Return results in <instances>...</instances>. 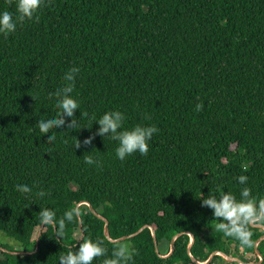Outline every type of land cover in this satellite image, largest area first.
I'll list each match as a JSON object with an SVG mask.
<instances>
[{
  "label": "trees",
  "instance_id": "trees-1",
  "mask_svg": "<svg viewBox=\"0 0 264 264\" xmlns=\"http://www.w3.org/2000/svg\"><path fill=\"white\" fill-rule=\"evenodd\" d=\"M2 11L15 12V0H0ZM38 17L0 35V235L16 243L0 246L35 251L41 207L59 220L87 201L109 220L112 239L155 229L160 253L150 227L122 241L136 250L131 264H197L187 232L200 262L217 251L261 261L241 255L239 241L216 230L199 198L230 191L239 199L243 187L264 198V0H44ZM73 66L81 69L72 93L76 117L93 127L55 129L49 144L35 125L58 111L54 93ZM110 110L125 113L126 128L158 127L147 155L120 161L117 142L100 136L75 149L76 138L97 131L92 117ZM84 155L100 166L86 165ZM17 183L33 193L21 195ZM41 189L49 193L43 199ZM79 208L63 238L47 225L37 254L0 250V264H59L84 238L110 240L106 222L89 205ZM250 230L255 243L243 250L256 256L264 229ZM180 233L173 254L163 257ZM114 244L94 264L113 258ZM259 250L264 264V240ZM220 261L240 264L222 255L208 264Z\"/></svg>",
  "mask_w": 264,
  "mask_h": 264
},
{
  "label": "clouds",
  "instance_id": "clouds-1",
  "mask_svg": "<svg viewBox=\"0 0 264 264\" xmlns=\"http://www.w3.org/2000/svg\"><path fill=\"white\" fill-rule=\"evenodd\" d=\"M43 3L44 0H15V12H0V35L8 36L15 33L18 25L26 20H38V12ZM80 71V67L73 66L64 73L63 80L65 83L58 87L54 93L56 97L55 107L58 111L55 115L39 119L35 125L40 133L47 135L49 144L56 141L55 129L65 126L69 130L91 129L93 127H82L81 119L78 120L76 117V111L80 110V103L72 93L75 91L76 80ZM52 95L50 94V98ZM33 98L36 100L35 97ZM203 107L202 103L197 104L196 111H201ZM82 114L83 116L85 115L83 112ZM68 118L71 119L69 120ZM92 119L95 120V124L99 125L97 131L85 138L83 142L76 138L75 149H79L82 144L84 146L91 145L96 136L104 139L107 137L117 142L118 146L115 149V156L120 161H124L127 157L137 152L142 156L147 155L150 150L149 142L154 134L159 132L158 127L155 125L136 124L131 128H126L127 117L120 110H110L103 113L98 119L95 116ZM145 119H151V117L146 116ZM49 133L51 134L49 135ZM83 162L86 165L96 167L101 164L100 160L92 155H84ZM247 180V176L241 175L238 177L240 185H246ZM33 183L38 182L34 181ZM15 190L23 196L31 195L34 191L29 184L20 183L15 185ZM36 195L43 199L49 193L41 189L36 192ZM199 199L201 200V207L212 210V215L217 221L215 225L217 231L222 232L225 237H231L239 241L242 249L253 247L255 242L252 239L253 233L250 227L264 222V198L258 199L252 195L250 187H243L239 199L230 191L219 194V196L213 191L206 196L202 193ZM80 216V208L76 205L65 211L63 217L59 220L56 219V212L51 208L41 207L39 212L42 225L55 227L57 236L61 238H63L62 234L66 222H72L74 218H79ZM107 243H112V241L84 238L79 243L78 248L74 245L66 254L59 256V264H94L97 258L106 256L108 252ZM135 254L136 250L131 244L116 243L113 246V258L103 259L102 264H131Z\"/></svg>",
  "mask_w": 264,
  "mask_h": 264
},
{
  "label": "water",
  "instance_id": "water-1",
  "mask_svg": "<svg viewBox=\"0 0 264 264\" xmlns=\"http://www.w3.org/2000/svg\"><path fill=\"white\" fill-rule=\"evenodd\" d=\"M81 204H87L91 207V210L93 211V213L95 215H97L99 218L103 219L105 222H106V227H105V235L112 241V242H115V243H120L122 241H125V240H129V239H132L136 236H138L139 234H141L146 228L150 227L151 230H152V233H153V236H154V239H155V244H156V250L158 253L159 252V248H158V239H157V233L155 231V229H153L151 226H144L143 228H141L139 231L133 233V234H130L128 236H124V237H121V238H118V239H112L110 237V222L107 218H105L104 216H102L101 214H99L97 212V210L87 201H85L84 203H81ZM78 205V207H80V205ZM254 226H259V227H262L264 229V225L263 224H254ZM45 226L42 225L41 228H40V231H39V234H38V247L35 251H20V252H16V251H11L3 246H0V250L3 251V252H8V253H11V254H14V255H32V254H37L40 250V247H41V236H42V232L44 230ZM192 240H191V243H190V246H189V255L193 258V260L197 263V264H208L210 263L213 258L216 256V255H222V256H225L227 257V262H238L240 264H261L263 262V256L259 250V245L260 243L264 240V235L257 241L256 243V251L258 252V254L260 255L261 257V261L259 262H246L245 260H243L242 258H238V257H232L231 255L227 254V253H224V252H221V251H217L215 253H213L210 257V259L207 261V262H200L198 261L192 254V247H193V244L195 243V236L191 233V232H187ZM184 233H180V234H177L173 240H172V250H171V253L169 255H166V256H163V257H167V256H170L171 254H173L174 252V245H175V242L177 241V239Z\"/></svg>",
  "mask_w": 264,
  "mask_h": 264
},
{
  "label": "rangeland",
  "instance_id": "rangeland-1",
  "mask_svg": "<svg viewBox=\"0 0 264 264\" xmlns=\"http://www.w3.org/2000/svg\"><path fill=\"white\" fill-rule=\"evenodd\" d=\"M0 241L1 242H3V243H7V244H11V245H16V243L13 241V240H11V239H9V238H6L4 235H0ZM126 241V240H125ZM171 248V250H172V244H170V246H169V249ZM241 255H246V256H248V257H254L253 259H261V257H260V255H253V254H246L245 253V251L243 250V249H241ZM225 259H227V257H225V256H223ZM232 257H236V256H232ZM238 258H241V256H237ZM227 261V260H226ZM226 261H225V263H226ZM220 264H221V261L219 262Z\"/></svg>",
  "mask_w": 264,
  "mask_h": 264
}]
</instances>
